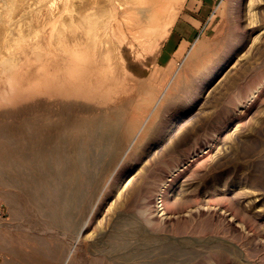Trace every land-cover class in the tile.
Listing matches in <instances>:
<instances>
[{
    "label": "rangeland",
    "instance_id": "obj_1",
    "mask_svg": "<svg viewBox=\"0 0 264 264\" xmlns=\"http://www.w3.org/2000/svg\"><path fill=\"white\" fill-rule=\"evenodd\" d=\"M52 1L0 5V264H264V0Z\"/></svg>",
    "mask_w": 264,
    "mask_h": 264
},
{
    "label": "bare ground",
    "instance_id": "obj_2",
    "mask_svg": "<svg viewBox=\"0 0 264 264\" xmlns=\"http://www.w3.org/2000/svg\"><path fill=\"white\" fill-rule=\"evenodd\" d=\"M6 0H0V5L1 4H3L4 2H5ZM23 1H25V0H23ZM62 1H64V0H62ZM140 1V5L142 4V3H144V5L145 6H147L148 7V10H147V8H146V13L145 14H147V13H150L149 15H151L153 18H157V17H159L164 11H165V9H166V7H168L170 4H175V6H176V4L177 3H180V2H182V0H139ZM139 1H137V2H139ZM173 1V3H171ZM20 2V1H19ZM117 2H119V3H122L121 2V0H117ZM142 2V3H141ZM24 3V2H23ZM25 3H27V1L25 2ZM30 3V2H29ZM61 3H63V2H61V0H53L52 1V4H51V2H50V4L51 5H49V6H51V11H52V13L51 14H57V12L59 11L58 10V8L60 7V4ZM84 3V2H83ZM113 3V0H103V3L102 4H97V6H96V8H94L95 9V11L93 12V14H90V18L91 19H95V18H100V16H101V14H102V9L103 8H106V7H109V6H111V4ZM11 4V3H10ZM14 4V3H13ZM17 4V3H16ZM91 4H92V2H91ZM28 5V4H27ZM62 5V4H61ZM94 5V4H93ZM13 6V5H12ZM80 6V5H79ZM82 6V5H81ZM89 6H91V5H89ZM123 6V5H122ZM141 6H143V5H141ZM4 7V6H3ZM21 7H23V6H19V8H21ZM34 7V6H33ZM45 7H47V6H45ZM139 7V6H138ZM144 7V6H143ZM13 8V7H12ZM11 8V9H12ZM16 8V7H15ZM44 8V7H43ZM79 8V7H78ZM23 9H25V8H23ZM136 9V8H135ZM9 10H10V8H9ZM16 11H18L19 9L18 8H16L15 9ZM143 10H145V8L143 9L142 8V10L141 11H143ZM15 11V12H16ZM42 12H43V10H41ZM19 12V11H18ZM45 12V11H44ZM130 12V11H129ZM46 13V12H45ZM87 13V12H86ZM124 13H126V12H124ZM143 13H144V11H143ZM18 14V13H17ZM27 14V13H26ZM13 15V14H12ZM41 15H42V13H41ZM84 15H85V13H84ZM9 16V15H8ZM18 16V15H17ZM36 16V15H35ZM35 16H34V18H35ZM43 16H44V13H43ZM42 16V17H43ZM53 16V15H52ZM15 17V16H14ZM32 17V16H31ZM146 17H148V16H146ZM38 18V17H37ZM37 18H35V19H37ZM43 18H45V17H43ZM54 18V17H53ZM7 19V18H6ZM16 19V18H15ZM20 19H22V18H20ZM16 20H19L18 19V17H17V19ZM39 20V19H38ZM15 21V20H14ZM20 21V20H19ZM15 22H17V21H15ZM3 26H5L4 24H3ZM6 29V28H5ZM0 30H1V28H0ZM3 30H4V28H3ZM1 33V32H0ZM3 33V32H2ZM1 33V34H2ZM4 35H5V32H4ZM1 37H3V35L1 36ZM4 38H5V36H4ZM2 39V38H1ZM1 41V40H0ZM5 41H7V36H6V38H5ZM2 42H4L3 40H2ZM1 43V42H0ZM4 44V43H3ZM1 47H3V46H1Z\"/></svg>",
    "mask_w": 264,
    "mask_h": 264
}]
</instances>
